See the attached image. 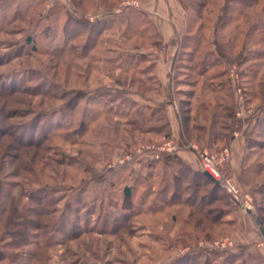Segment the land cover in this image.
Here are the masks:
<instances>
[{"label":"rangeland","instance_id":"obj_1","mask_svg":"<svg viewBox=\"0 0 264 264\" xmlns=\"http://www.w3.org/2000/svg\"><path fill=\"white\" fill-rule=\"evenodd\" d=\"M179 2L192 67L174 81L196 88L164 95L175 119H188L174 141L167 108L151 114L143 100L159 98L144 73L159 38L134 11L139 0H0V203L40 227L19 230L24 245L1 228L0 264H264V125L241 156V179L229 139L214 143L225 127L264 116V0ZM113 10L116 24L86 41L83 16ZM221 72L213 97L207 87ZM167 143L174 150L153 159ZM182 150L198 170L199 153L216 156L237 196L190 166L175 182Z\"/></svg>","mask_w":264,"mask_h":264},{"label":"crops","instance_id":"obj_2","mask_svg":"<svg viewBox=\"0 0 264 264\" xmlns=\"http://www.w3.org/2000/svg\"><path fill=\"white\" fill-rule=\"evenodd\" d=\"M139 2L141 3V6L139 7V9H136L134 11L139 12L137 16H139L141 20L147 21V24L150 25L155 32H157L156 34L159 38L153 44V49L148 52L151 56H153V58L157 57V59L154 60V63H152L150 66H146L149 69L147 68L146 71L144 70V73H148V79H151L154 84L160 86V89H158L157 93L159 94V98H146L143 100L147 103V108H152L151 114L156 112L154 108L157 107L158 104H161V109L165 110V108H167V110L169 111H167V125L169 127V133L171 134V139L177 141L178 139H181L182 131H184V128L186 129L187 123L185 122L188 119H175L174 114H172L170 111L171 101H169V99L167 100L164 95L166 93L169 95V91H172V93L174 92L180 94H190L191 92H188L190 91L188 90V87H190L191 89L196 88V86L193 87L195 83L190 84L189 82H186V85H183L185 88H182L183 86L180 85L182 84V81H174L175 71L179 73L182 67H192L191 64L186 63L187 61L191 60L190 58H188V56H192L190 55V47L188 44V40H190V35L192 34H189L187 11L182 6L181 2H179V0H139ZM67 11L73 16V23H77V21L79 20V11H77L73 5L72 7H68ZM121 14L122 13H120V10H113L110 15L103 13L98 15L87 13L83 16V18L88 22L90 21L91 24H95L94 29L97 28V35L98 37H101L103 34H105L108 23H110L111 21L112 24L114 23L115 25V22H117ZM156 44H160L159 46L162 45V47L166 48V54L164 56H154L160 50H158ZM185 56H187L186 59L184 58ZM223 73L224 72L215 74L217 80L213 81H216L218 83L215 84V86L217 87L215 89L216 91L209 89H214V86H212L213 82H209L208 84L207 90L211 92V95L213 97L218 96L223 92V88H221L223 84L221 80L222 77L220 78ZM200 75H202V73H200ZM244 75L247 76V74L244 73L241 79L242 81L246 78L244 77ZM163 103L165 104L164 107H162ZM220 106L221 104L217 103L216 107L220 109ZM231 115L233 116V114ZM262 122H264V116H259L258 118L254 119L253 124L251 126H248V128V123H245V125L242 123L241 125H239V127L230 129L229 132L227 131L228 127H225L226 132H224L222 136L218 137L214 142L216 145H218L220 143H223L224 140L229 139L228 143L233 150L234 157L232 161V169L234 171V177L236 180L237 177H240V172L242 171L241 169L243 162L241 160V156L244 155L245 150L248 151L252 146H254L252 145L253 143L256 144V142L258 141L257 139H261V135H259L260 131V133L264 134V130H260L261 125H264L262 124ZM194 129L201 131L203 130V126H196L194 127ZM258 129L260 130L259 132H257ZM177 158L181 160V162H183L185 165L190 166L194 170H197V168L194 166L196 162L195 158H193V155L189 152H185L184 150L178 151ZM237 174L239 176H237Z\"/></svg>","mask_w":264,"mask_h":264},{"label":"trees","instance_id":"obj_3","mask_svg":"<svg viewBox=\"0 0 264 264\" xmlns=\"http://www.w3.org/2000/svg\"><path fill=\"white\" fill-rule=\"evenodd\" d=\"M67 15L69 17L72 16L67 10ZM70 18V17H69ZM69 18L67 19L69 21ZM70 21L73 23V16L71 17ZM95 24H90L89 27H88V34H87V40L90 38V34H91V31L95 28L94 27ZM93 27V28H92ZM97 34V31L95 32V35ZM30 44L34 45L33 44V41H29ZM35 46V45H34ZM85 47V46H84ZM83 47V48H84ZM89 106V105H87ZM169 156V155H168ZM166 156V157H168ZM178 163H179V166L175 169L176 171L172 173V176H173V180H175V182L177 181V179H179L182 174L184 173V171H187V170H190L188 168L187 165H185L183 162H181V160L178 159ZM167 166H169V163L167 164ZM195 172L193 173H199L201 174V176L203 177L204 180H206L207 182H210L211 184H213V186L215 187H220L219 184H216L215 182L209 180L203 173L202 170H194ZM174 187L177 188V184L174 183L173 184ZM3 194L4 191L0 189V194ZM130 194H131V190L128 189L127 187L124 189V195L125 197H130ZM43 212L41 214H36V215H42ZM202 214V212H201ZM6 215V216H5ZM206 215V214H205ZM32 221H29L28 219H26L23 215V213H20L18 212V208H16V206L14 205L13 202H8L7 205L4 203H0V230L1 228L2 229H5L7 226H11V230H9V232H11V237L15 238V239H18L17 241L19 243H22L23 240H25V238L27 237V233H21L19 230L22 229H30V228H40L39 226H37L38 224L37 223H34ZM14 231V232H13ZM26 243V242H25ZM25 243H22L23 245ZM5 258V257H0V261Z\"/></svg>","mask_w":264,"mask_h":264},{"label":"built area","instance_id":"obj_4","mask_svg":"<svg viewBox=\"0 0 264 264\" xmlns=\"http://www.w3.org/2000/svg\"><path fill=\"white\" fill-rule=\"evenodd\" d=\"M194 148V147H193ZM149 149V148H148ZM154 151V147L151 148ZM195 149V148H194ZM173 147L170 143L164 144L162 147H159L156 152L153 154V159H159V154L162 152L171 153L173 151ZM196 150V149H195ZM227 151L221 154L222 159L227 158ZM199 164L200 169L203 172H208L211 176L218 182L219 185L223 184L224 189L227 191L229 195L236 197L238 191L236 188L228 181H226L220 173V162L218 161L216 156L207 155L205 153H199ZM242 208H247L246 206L241 204Z\"/></svg>","mask_w":264,"mask_h":264},{"label":"water","instance_id":"obj_5","mask_svg":"<svg viewBox=\"0 0 264 264\" xmlns=\"http://www.w3.org/2000/svg\"><path fill=\"white\" fill-rule=\"evenodd\" d=\"M204 175L211 181L215 182L216 184H218V182L211 176L210 173L208 172H203ZM248 214H250L251 212L250 211H247ZM255 224L256 226H260V221L258 219H255ZM262 233V236H264V231H260Z\"/></svg>","mask_w":264,"mask_h":264}]
</instances>
